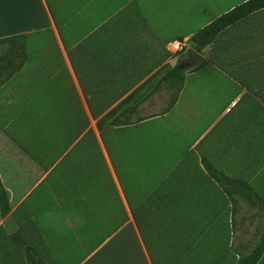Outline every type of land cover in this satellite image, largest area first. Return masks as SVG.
Here are the masks:
<instances>
[{
	"label": "crops",
	"instance_id": "1",
	"mask_svg": "<svg viewBox=\"0 0 264 264\" xmlns=\"http://www.w3.org/2000/svg\"><path fill=\"white\" fill-rule=\"evenodd\" d=\"M54 1L57 9L48 0H0V38L24 35L21 67L0 82L9 207L0 264H25L26 245L45 264H234L229 203L199 159L264 201V22L249 24L264 9L201 53L188 50L176 101L154 112L153 98L164 94L166 105L167 95L150 92L174 65L170 47L182 43L170 40L180 36L101 21L69 44L55 15L75 7ZM124 100L117 113L137 104L131 120H142L99 130L97 119Z\"/></svg>",
	"mask_w": 264,
	"mask_h": 264
},
{
	"label": "rangeland",
	"instance_id": "2",
	"mask_svg": "<svg viewBox=\"0 0 264 264\" xmlns=\"http://www.w3.org/2000/svg\"><path fill=\"white\" fill-rule=\"evenodd\" d=\"M82 5L73 11L56 12V20L60 36L64 42H81L84 33L101 26L109 28L114 24L124 28L135 30L149 25L164 37L180 36L183 42L197 29L204 26L213 18L227 11L232 6L244 0H82ZM52 7L56 8L53 0H48ZM90 6L92 12L89 15L83 7ZM57 9V8H56ZM264 22V11L249 19L250 25ZM245 23V25H247ZM239 25L236 28H241ZM233 35V34H232ZM175 52L170 53L168 64L172 66L179 60L180 66L189 64L185 54L191 49L189 43L177 45ZM62 58V55H58ZM190 66V65H188ZM152 111L159 112L165 106V95H157L152 100ZM219 116L216 115L215 118ZM161 122V121H159ZM158 123V122H157ZM156 123V124H157ZM93 127V123H92ZM95 132V129H93ZM93 134V133H92ZM94 137V134H93ZM122 137V136H120ZM116 136H114V139ZM113 139V137H112ZM264 228V213L256 208H251L244 202L238 207V212L230 222V239L227 250L230 263H234L236 256L234 251L248 252L255 243L260 231ZM242 245L240 249L239 246Z\"/></svg>",
	"mask_w": 264,
	"mask_h": 264
},
{
	"label": "trees",
	"instance_id": "3",
	"mask_svg": "<svg viewBox=\"0 0 264 264\" xmlns=\"http://www.w3.org/2000/svg\"><path fill=\"white\" fill-rule=\"evenodd\" d=\"M68 1L69 7H77L82 5V0ZM262 9H264V0H244L213 18L201 28L197 29L187 38V40H185V43H189L191 49L194 52L201 53L224 29ZM174 40L178 41L179 43H184L182 42L181 37L173 38L170 41ZM23 45L24 35L22 34L0 38V82L18 71L21 67L24 60ZM204 65L205 62H202L192 68V70H197ZM184 75L185 70L180 68L179 60H177L176 63L159 78L151 90L150 93L157 92L162 88L166 90L167 98L164 111L170 109L176 101L177 95L184 80ZM124 102L125 100L117 105L118 107L116 106L97 119L96 126L99 130L103 127L113 129L116 127L127 126L142 120L141 117H138L133 122L131 120L132 114L136 112L137 104L123 107L117 113V110H119L121 104ZM92 117L95 118L96 116L92 115ZM110 136L111 138H114L113 134ZM90 138L94 142L93 134H91ZM93 149L94 146L92 145V150ZM199 163L204 172L207 174L208 178L219 188L223 197L228 201L230 207V222L232 227L234 217L238 212V207L241 202L246 203L251 208L261 210L264 213V201L245 181L231 178L218 171L204 157L199 159ZM8 211L9 207L7 194L0 181V217H4ZM176 239L178 238L176 237ZM239 248L241 249L242 245H240ZM263 251L264 228L260 231L255 243L248 252H240L237 250L234 251L236 256L234 264H256ZM23 252L25 264H45L44 260L40 258V256L31 246L26 245L23 249Z\"/></svg>",
	"mask_w": 264,
	"mask_h": 264
},
{
	"label": "water",
	"instance_id": "4",
	"mask_svg": "<svg viewBox=\"0 0 264 264\" xmlns=\"http://www.w3.org/2000/svg\"><path fill=\"white\" fill-rule=\"evenodd\" d=\"M195 58H196V54L194 52H191L189 59L193 61Z\"/></svg>",
	"mask_w": 264,
	"mask_h": 264
},
{
	"label": "built area",
	"instance_id": "5",
	"mask_svg": "<svg viewBox=\"0 0 264 264\" xmlns=\"http://www.w3.org/2000/svg\"><path fill=\"white\" fill-rule=\"evenodd\" d=\"M177 45H178V43L174 45V48H175V49H177V48H178V46H177Z\"/></svg>",
	"mask_w": 264,
	"mask_h": 264
}]
</instances>
